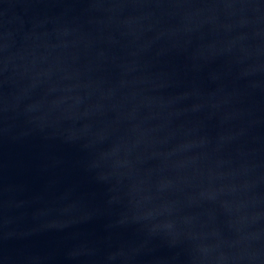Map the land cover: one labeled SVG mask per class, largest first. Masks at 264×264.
<instances>
[{
  "label": "water",
  "instance_id": "95a60500",
  "mask_svg": "<svg viewBox=\"0 0 264 264\" xmlns=\"http://www.w3.org/2000/svg\"><path fill=\"white\" fill-rule=\"evenodd\" d=\"M0 264H264V0H0Z\"/></svg>",
  "mask_w": 264,
  "mask_h": 264
}]
</instances>
